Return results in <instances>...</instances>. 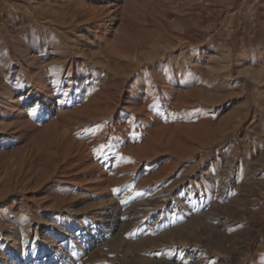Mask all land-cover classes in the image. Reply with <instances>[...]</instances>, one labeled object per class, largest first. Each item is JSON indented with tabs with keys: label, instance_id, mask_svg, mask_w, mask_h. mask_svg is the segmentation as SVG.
Wrapping results in <instances>:
<instances>
[{
	"label": "rangeland",
	"instance_id": "rangeland-1",
	"mask_svg": "<svg viewBox=\"0 0 264 264\" xmlns=\"http://www.w3.org/2000/svg\"><path fill=\"white\" fill-rule=\"evenodd\" d=\"M0 264H264V0H0Z\"/></svg>",
	"mask_w": 264,
	"mask_h": 264
},
{
	"label": "bare ground",
	"instance_id": "bare-ground-1",
	"mask_svg": "<svg viewBox=\"0 0 264 264\" xmlns=\"http://www.w3.org/2000/svg\"><path fill=\"white\" fill-rule=\"evenodd\" d=\"M68 235V233H66V236Z\"/></svg>",
	"mask_w": 264,
	"mask_h": 264
}]
</instances>
